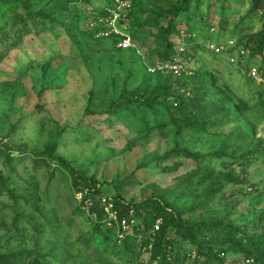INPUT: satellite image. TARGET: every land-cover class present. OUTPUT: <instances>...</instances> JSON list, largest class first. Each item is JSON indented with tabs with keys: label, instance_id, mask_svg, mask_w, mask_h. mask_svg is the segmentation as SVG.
I'll use <instances>...</instances> for the list:
<instances>
[{
	"label": "rangeland",
	"instance_id": "1",
	"mask_svg": "<svg viewBox=\"0 0 264 264\" xmlns=\"http://www.w3.org/2000/svg\"><path fill=\"white\" fill-rule=\"evenodd\" d=\"M256 4L130 0L126 19L110 20L114 0H0V254L12 264H264V244L248 241L264 237ZM54 157L93 177L95 192L74 187ZM100 195L134 206L133 225L99 219ZM155 202L179 226L156 231ZM215 222L227 229L209 230ZM198 226L203 235L184 237Z\"/></svg>",
	"mask_w": 264,
	"mask_h": 264
},
{
	"label": "trees",
	"instance_id": "2",
	"mask_svg": "<svg viewBox=\"0 0 264 264\" xmlns=\"http://www.w3.org/2000/svg\"><path fill=\"white\" fill-rule=\"evenodd\" d=\"M186 1V0H184ZM255 3H257L256 5H258L260 8H264V0H255ZM171 13H172V17L169 20L166 28L164 29V32L160 34V36L163 39H167L170 35L175 33V26H173L174 24V20L175 17L178 14V10L171 8L170 9ZM104 16H108V13L106 12V10L103 12ZM256 40H257V48L254 50L253 54L254 55H258L260 53H264V32L257 34V36H255ZM250 39V37L248 38ZM178 101V102H177ZM175 103H178V105H180L181 107L186 106L188 99L187 98H182L180 100H177ZM261 151V153H264V142H262L260 144V148H258L255 151ZM51 150L52 149H47L44 152V156L50 157L51 156ZM254 151V152H255ZM54 159L56 161H58V163L67 170V172L70 175V179L72 182V185L74 187H77L79 189H85L87 192L91 194H93L95 192V188H96V182L94 180L93 177H87L85 176L82 172L79 171H75L72 167L69 166V164L63 160L60 157H54ZM102 195L97 196V204L99 206V208L96 210V214L97 217L99 219H102V221H107L103 207H102V203H101V199H102ZM112 201H113V209L116 211L117 217L120 220L121 218H127L129 217V220H132V224L133 225V219H134V215H133V207L130 206L129 203H125L123 200H121L120 198H116V197H111ZM157 205H159L160 203V209H158L157 215L158 218L160 220V225L158 230L159 231L161 229V233H166L168 227H174V226H179V221H178V217L174 214H172V211L166 207L163 206L162 202H155ZM135 205V204H134ZM164 221V223H163ZM130 226V227H131ZM207 227L209 228V230H213L214 228H218L220 231H224L226 228L225 225L222 224V222H215V223H211L208 224ZM204 229L203 226H198L196 228L193 229H189L188 232L185 234V238H190V237H195L198 235H203ZM151 241V242H150ZM153 240H149V242L147 241L148 245L147 247H150L153 245ZM252 243H254L255 246L259 247V245L264 244V237H256V238H251V240H248ZM146 247V246H145ZM209 250L211 251V245L209 246ZM14 255H7V254H0V264H12V261L14 260ZM207 258H210V256H207ZM40 257H36L32 262H29V264H40Z\"/></svg>",
	"mask_w": 264,
	"mask_h": 264
},
{
	"label": "built area",
	"instance_id": "3",
	"mask_svg": "<svg viewBox=\"0 0 264 264\" xmlns=\"http://www.w3.org/2000/svg\"><path fill=\"white\" fill-rule=\"evenodd\" d=\"M115 5L117 8H115V11H112L110 8L106 9V12L108 13L107 18L110 20L113 18H120L121 20L126 19V13L124 12L130 7V0H114ZM118 45L122 49H127L130 45V38L128 36L123 37L120 39ZM171 69L174 70L175 73H178V66L173 65L171 66ZM252 75H255L253 72ZM102 207L106 216V219L109 223L111 222H117L120 226V228L123 231H126V229L130 228L132 224V220H129V217L127 218H121L120 220L117 217L116 211L113 209V201L111 197H102L101 199ZM160 222L157 220L155 222L154 228L157 230L159 228Z\"/></svg>",
	"mask_w": 264,
	"mask_h": 264
}]
</instances>
